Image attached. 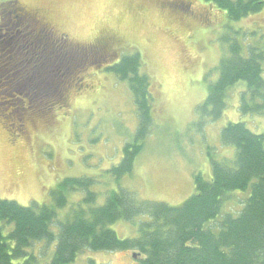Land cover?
I'll return each mask as SVG.
<instances>
[{
    "label": "trees",
    "instance_id": "1",
    "mask_svg": "<svg viewBox=\"0 0 264 264\" xmlns=\"http://www.w3.org/2000/svg\"><path fill=\"white\" fill-rule=\"evenodd\" d=\"M201 1L223 11L229 22L264 8V0ZM14 5L17 13L0 12L4 16L0 19V119L10 138L26 135L24 122L32 114L37 118L65 107L68 95L82 83L76 86L79 79L73 80L70 73L62 79L60 70L80 58L81 50L93 54L90 45L83 49L71 45L42 15L49 26L30 20V11ZM230 30L223 40L228 56L217 67L218 79L208 84L207 98L197 108L198 121L193 125L197 131L222 118L229 92L241 82L246 84L240 94L241 113L264 116V33ZM106 72L127 84L138 113V127L123 147L120 163L104 171V178H63L50 192V205L23 207L0 200V264H40L39 243L53 247L48 264H74L85 251H136L140 264H264V132L255 134L245 123H229L221 131V143L235 148V157L220 161L208 150L211 175H194V195L177 206L141 201L122 181L132 174L152 132L151 81L141 53L122 55ZM52 76L58 78L55 84L49 81ZM103 181L110 186L105 193L95 190L106 185ZM77 193L82 194L81 200L72 203L61 221L59 212ZM237 193L246 194L241 210L225 212V204ZM102 196L104 202L98 205ZM137 220L135 239H121L110 228Z\"/></svg>",
    "mask_w": 264,
    "mask_h": 264
},
{
    "label": "rangeland",
    "instance_id": "2",
    "mask_svg": "<svg viewBox=\"0 0 264 264\" xmlns=\"http://www.w3.org/2000/svg\"><path fill=\"white\" fill-rule=\"evenodd\" d=\"M14 2L39 12L74 47L83 49L105 35L118 41L103 58L81 50L80 58L60 70L59 77L70 73L81 88L71 91L65 107L27 118L25 136L10 138L0 119V200L23 207L50 205V192L63 178H104V171L120 163L139 124L127 84L106 72L122 55L141 53L154 99L152 132L132 174L122 181L139 200L177 206L194 195V175H211L208 150L220 161L235 157V148L221 143V131L229 123L264 132V116L240 111L243 82L229 92L220 120L209 121L202 131L193 127L207 86L218 79L216 69L228 56L225 36L230 28L264 33V8L239 22L227 21L223 11L201 0H0V12L17 13ZM49 81L55 84L58 78ZM102 183L106 185L95 190L105 193L110 186ZM81 198L72 194L69 206L59 212L61 221ZM244 198L246 194H234L224 211L238 213ZM139 223L119 222L110 228L121 239H135ZM52 250L44 243L36 246L40 264L50 262ZM134 255L138 253L85 251L74 264H140Z\"/></svg>",
    "mask_w": 264,
    "mask_h": 264
},
{
    "label": "flooded vegetation",
    "instance_id": "3",
    "mask_svg": "<svg viewBox=\"0 0 264 264\" xmlns=\"http://www.w3.org/2000/svg\"><path fill=\"white\" fill-rule=\"evenodd\" d=\"M28 17L30 20L37 22L39 25L44 26L47 22H44L39 12H28ZM39 19V20H37ZM27 20V19H26ZM48 25V24H46ZM49 26V25H48ZM117 38L112 35H105L96 39L93 43L90 44L89 48L93 54H96L99 58L104 57V53H108L111 49L109 46L117 43ZM115 42V43H114ZM96 43V44H95ZM111 46V47H112Z\"/></svg>",
    "mask_w": 264,
    "mask_h": 264
},
{
    "label": "water",
    "instance_id": "4",
    "mask_svg": "<svg viewBox=\"0 0 264 264\" xmlns=\"http://www.w3.org/2000/svg\"><path fill=\"white\" fill-rule=\"evenodd\" d=\"M138 257H140V255L138 254V256L137 255H134V259H137Z\"/></svg>",
    "mask_w": 264,
    "mask_h": 264
}]
</instances>
